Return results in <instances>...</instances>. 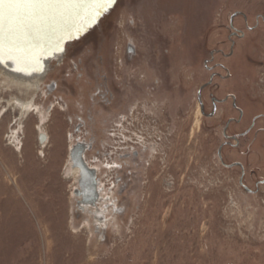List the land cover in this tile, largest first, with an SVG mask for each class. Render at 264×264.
Masks as SVG:
<instances>
[{
	"label": "rangeland",
	"instance_id": "1",
	"mask_svg": "<svg viewBox=\"0 0 264 264\" xmlns=\"http://www.w3.org/2000/svg\"><path fill=\"white\" fill-rule=\"evenodd\" d=\"M235 13L259 26L247 32L235 17L245 38L233 58L222 61L234 71H248L245 83H257L264 92V0H118L98 27L67 50L66 68L57 67L62 58L51 63L38 91L26 97L0 78V264H264V187L249 196L238 186L236 171L220 166L218 137L206 131L196 102L207 79L204 61L209 51L228 49L223 29ZM98 50L112 57L103 86L120 97V105L94 124L87 119L90 111L96 113L91 91L100 82L82 88L62 80L64 97L78 89L75 97H66L68 112L45 86L70 73L81 55ZM14 99L32 100L34 109L23 114L10 104ZM138 100L149 107L135 106V112L146 123L154 121L157 132L171 134V152L180 154L174 168L182 181L178 194L167 191L157 163L138 171L131 184L137 192L129 200L123 186L120 192L112 188L102 134ZM75 116L85 122V137L73 134ZM40 133L47 139L43 148ZM77 135L96 141L83 158L100 174V199L94 204L102 212L99 227L94 213L77 204L78 178L67 168Z\"/></svg>",
	"mask_w": 264,
	"mask_h": 264
},
{
	"label": "flooded vegetation",
	"instance_id": "2",
	"mask_svg": "<svg viewBox=\"0 0 264 264\" xmlns=\"http://www.w3.org/2000/svg\"><path fill=\"white\" fill-rule=\"evenodd\" d=\"M235 17H241L247 32L256 31L255 25L259 26L257 22L254 26L248 25L246 16L242 13H235L231 16L226 29L222 28L225 31L228 49L209 51L208 57L204 61L207 79L196 93V102L198 111L206 124V131L209 133L214 131L218 137L215 150L218 163L227 171H236L237 184L240 189L245 194L254 196L258 195L261 188L264 187V92L261 91V87L257 83H245V73L248 71H234L222 61V59L224 61L232 59L234 52L237 51L238 42L245 38L243 30L233 24ZM262 21L264 22V18ZM88 52L79 57L78 64L75 61L72 62V67L69 69L71 72L63 75L64 79L59 78L60 81L46 85L45 92L51 96L55 94L60 96V101H64L62 104L64 110L62 108L61 110L68 112L70 111V102H65L66 97L67 95L75 97L78 94V89L75 87V91L66 92L64 94L66 97H64L60 92V88L63 86L62 80L77 81L82 88H86L87 85H94L96 81L97 84L100 82L101 84H96L97 86L91 91L92 100L90 102L96 113L93 114L90 111L87 119L90 123L94 122L95 124L97 119L103 120L102 117H111L115 113L116 107L120 105V97L115 93H109L108 87L103 86V84L108 83V72L112 71V67L108 66L109 61L112 62L110 53L105 52V50L94 51V53ZM66 56L67 54L62 59V64L57 65V67L66 68L64 63ZM89 71H97V73L91 75ZM90 77H92L91 80ZM156 85L160 87L159 84ZM84 92L86 91L80 92L79 98L84 99L86 96ZM124 104L121 103V106ZM77 106L78 109L80 108V114L85 112L82 104L77 103ZM135 106L144 110L145 107H149V104L146 100H138L134 106L130 104L127 112L116 115L115 120L102 134L106 140L101 141V145L104 148L107 146L110 153L108 158L111 162L109 167L111 169L112 188L119 187L120 192V187L123 186L127 191L125 196L129 200L131 195L137 192L136 186L134 190L131 184L136 183L138 171L141 168L148 170L151 165L157 163L160 169V177L164 185L168 187L167 191L178 194L182 181L180 172L177 173L174 168L177 163L180 165L181 158L179 153L173 154L171 152V134H166V137L164 132H157L154 121L148 123L142 121L140 112H135ZM53 108L54 104H51L47 110L51 111ZM74 120L76 127L74 126L73 134L81 133L83 137L88 135L82 117L75 116ZM72 121L73 118L68 116V122L71 124ZM73 134L68 135V138H72ZM211 135H208L210 136V150ZM77 138L74 146L83 144L86 147L85 153L93 149L95 139H93V143V141L83 140L79 135ZM107 150L105 153L108 152ZM172 154L173 158L170 156ZM92 168L95 170L94 167ZM96 170L95 180L100 183V174ZM166 170L171 171V174L170 172L166 173ZM168 178L170 181H166ZM149 185L150 182L146 184V190H148Z\"/></svg>",
	"mask_w": 264,
	"mask_h": 264
},
{
	"label": "water",
	"instance_id": "3",
	"mask_svg": "<svg viewBox=\"0 0 264 264\" xmlns=\"http://www.w3.org/2000/svg\"><path fill=\"white\" fill-rule=\"evenodd\" d=\"M77 7L53 10L55 18L25 19L16 26L14 33L6 34L3 47L0 48V69L12 77L23 80L45 78L55 58H64L73 43L85 38L98 27L104 17L116 6L118 0L106 7H100L105 0H70ZM128 53H133L129 47ZM83 144H77L70 150L69 157L73 166L79 169L78 188L74 195L79 197L77 204L94 205L99 198L96 191L95 170L84 161ZM84 181L92 188L84 196Z\"/></svg>",
	"mask_w": 264,
	"mask_h": 264
},
{
	"label": "snow or ice",
	"instance_id": "4",
	"mask_svg": "<svg viewBox=\"0 0 264 264\" xmlns=\"http://www.w3.org/2000/svg\"><path fill=\"white\" fill-rule=\"evenodd\" d=\"M112 0L99 5L106 7ZM70 0H0V48L3 47L6 34L14 33L19 22L43 17L55 18L53 10L77 7Z\"/></svg>",
	"mask_w": 264,
	"mask_h": 264
},
{
	"label": "bare ground",
	"instance_id": "5",
	"mask_svg": "<svg viewBox=\"0 0 264 264\" xmlns=\"http://www.w3.org/2000/svg\"><path fill=\"white\" fill-rule=\"evenodd\" d=\"M58 59H60V58L59 57L58 58H55L54 61H58ZM0 78L2 80H4L5 83H7L8 85H10L19 94L25 95L26 97L28 95H30L31 92L38 91V88H39V86L41 85V83H42V81L44 79V78H34V79H31V80H23V79H19V78H16V77L9 76L2 69H0ZM48 89H50V88H48ZM2 103H4V102H2ZM32 103H33L32 100H30V102H27V101L26 102H22L19 99H14L13 102L12 101L10 102V104H12L13 107H15L18 110H20V112H22L23 114L24 113H28L30 110H33L34 109L32 107L33 106ZM38 138H39V141H40V144L39 145H41L40 147L43 148V146L45 145V142L47 140L46 139V135L44 133H40ZM73 146L70 147V150L72 149ZM39 154L42 155L43 152L42 151H39ZM67 165H68L67 168H69V175L72 176V177H74V178H78L79 179V176H80L79 175V172L80 171H79V169L77 167H75V166L72 165L71 160H70V157H68V163H67ZM83 184H84V186H83L84 187L83 188V193H84V196H86V197L88 196V198H87V200H88V199H90V196L87 195V192L89 191V193H90V188H92V185L88 181H84ZM96 191H97L98 196H99L98 199H100V189H99V187L97 185H96ZM80 206H81L80 209H82L83 211H90V212L94 213L95 221H96V224L98 225L97 227H99V226L102 225V223H101L102 222L101 219L103 218L102 217V212L99 211V209L97 207H94L95 205H89L88 203H80ZM92 208L95 209L94 212L91 211ZM103 211H105V210H103Z\"/></svg>",
	"mask_w": 264,
	"mask_h": 264
}]
</instances>
